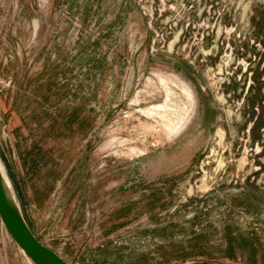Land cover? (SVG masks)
Instances as JSON below:
<instances>
[{
  "label": "rangeland",
  "instance_id": "obj_1",
  "mask_svg": "<svg viewBox=\"0 0 264 264\" xmlns=\"http://www.w3.org/2000/svg\"><path fill=\"white\" fill-rule=\"evenodd\" d=\"M0 158L70 264H264V0H0Z\"/></svg>",
  "mask_w": 264,
  "mask_h": 264
},
{
  "label": "water",
  "instance_id": "obj_2",
  "mask_svg": "<svg viewBox=\"0 0 264 264\" xmlns=\"http://www.w3.org/2000/svg\"><path fill=\"white\" fill-rule=\"evenodd\" d=\"M4 171L9 178L0 158V219L12 239L34 264H70L34 234L24 217L14 187L12 190L5 179Z\"/></svg>",
  "mask_w": 264,
  "mask_h": 264
},
{
  "label": "bare ground",
  "instance_id": "obj_3",
  "mask_svg": "<svg viewBox=\"0 0 264 264\" xmlns=\"http://www.w3.org/2000/svg\"><path fill=\"white\" fill-rule=\"evenodd\" d=\"M4 174H5V179H6L7 183L9 184L10 188L13 190V186H12V184H11V182H10L8 176L6 175V171H4ZM13 192H14V191H13Z\"/></svg>",
  "mask_w": 264,
  "mask_h": 264
}]
</instances>
